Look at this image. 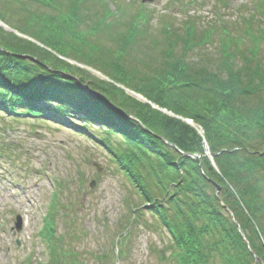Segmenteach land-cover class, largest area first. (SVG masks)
Returning a JSON list of instances; mask_svg holds the SVG:
<instances>
[{"label":"trees","instance_id":"trees-1","mask_svg":"<svg viewBox=\"0 0 264 264\" xmlns=\"http://www.w3.org/2000/svg\"><path fill=\"white\" fill-rule=\"evenodd\" d=\"M164 17L161 36L147 43L144 14L111 11L107 0L0 1V20L14 30L0 27V109L55 123L76 118L98 132L85 134L107 148L138 194L133 221L149 204L176 264H264L262 37L246 51L224 29L222 54L194 59L193 47L211 33L196 37L188 25L181 35ZM50 250L46 264H58Z\"/></svg>","mask_w":264,"mask_h":264},{"label":"rangeland","instance_id":"rangeland-1","mask_svg":"<svg viewBox=\"0 0 264 264\" xmlns=\"http://www.w3.org/2000/svg\"><path fill=\"white\" fill-rule=\"evenodd\" d=\"M107 1L111 11L117 7L130 17L144 14L143 21H148L144 26L149 32L143 39L147 43L162 34L160 16H166L169 25L181 35H185L188 25L195 27L196 37L210 32L212 36L205 44L193 47L194 59L221 55L224 29L244 39L241 47L246 51V47L252 46L250 39L262 37L259 52H264V36L256 35L263 27L264 9L255 5L264 8V0ZM27 7L41 8L36 3ZM101 39L104 45H110L108 39ZM136 52L134 49L128 54L133 56ZM71 64L78 65L72 61ZM78 66L109 81L94 68L80 63ZM121 89L144 102L142 96L125 87ZM3 112H0V145L4 146L0 156V264H44L49 259L50 244L57 249L58 264H176L170 255V235L147 212L149 205H142L145 216L133 221L132 209L139 203L138 194L107 148L97 138L85 134L98 136V132L92 127L84 128L85 122L75 117L57 121V125L47 120H11ZM205 154L210 159L207 146ZM49 212L50 216L53 213L48 222H54L51 243L41 232Z\"/></svg>","mask_w":264,"mask_h":264},{"label":"water","instance_id":"water-1","mask_svg":"<svg viewBox=\"0 0 264 264\" xmlns=\"http://www.w3.org/2000/svg\"><path fill=\"white\" fill-rule=\"evenodd\" d=\"M5 28H6V26H4ZM9 30H12V29H10V28H8ZM18 220H19V218H18ZM19 222L20 221H18V225H17V228H19Z\"/></svg>","mask_w":264,"mask_h":264},{"label":"bare ground","instance_id":"bare-ground-1","mask_svg":"<svg viewBox=\"0 0 264 264\" xmlns=\"http://www.w3.org/2000/svg\"><path fill=\"white\" fill-rule=\"evenodd\" d=\"M2 23L0 22V25H1Z\"/></svg>","mask_w":264,"mask_h":264}]
</instances>
